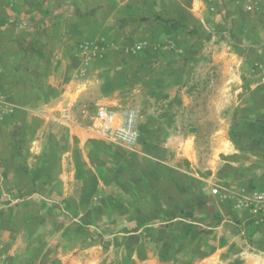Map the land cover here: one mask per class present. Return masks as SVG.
Returning <instances> with one entry per match:
<instances>
[{
	"label": "crops",
	"instance_id": "1",
	"mask_svg": "<svg viewBox=\"0 0 264 264\" xmlns=\"http://www.w3.org/2000/svg\"><path fill=\"white\" fill-rule=\"evenodd\" d=\"M246 2L241 17V3L227 0H0L6 19L0 23V161L8 188L36 200L68 193L80 205L92 204L88 197L121 200L132 192L173 217L204 210L225 190L239 196L252 181L264 184V177L255 178L263 165L253 159L254 145L243 151L237 144L252 142L238 131L248 130L264 83L238 89L248 115L226 139L228 147L212 134L206 152L176 114L191 92L192 37L199 60H209L207 44L220 43L224 29L237 34L242 27V44L264 61V0ZM81 44L98 45L102 54L85 53ZM100 105L137 112L136 145L98 133Z\"/></svg>",
	"mask_w": 264,
	"mask_h": 264
},
{
	"label": "rangeland",
	"instance_id": "2",
	"mask_svg": "<svg viewBox=\"0 0 264 264\" xmlns=\"http://www.w3.org/2000/svg\"><path fill=\"white\" fill-rule=\"evenodd\" d=\"M230 2L241 3L244 10L240 8L239 15L245 11L246 0H227ZM5 21L0 18V23ZM194 32L192 29L193 36ZM236 32L224 29L220 43L207 44L209 60H199L198 39L192 37L191 92L176 114L180 125L196 131L206 152L212 134L219 135L220 144L228 147L231 143L226 139L243 126L248 111L241 108L238 89L264 83V61L242 44L246 43L241 39L247 36L246 29ZM254 96L260 101L253 104L257 108L247 119L249 128L238 131L252 142L237 144L243 151L254 145L253 159L263 165L260 171L255 168V178L262 179L264 95ZM3 171L0 161V264H264V221L226 190L220 192L222 199L207 202L204 210L187 208L167 217L162 213L168 208L142 204L132 192L121 200L85 198L90 205L69 201L68 193L40 200L29 198L32 192L23 189L15 195L7 186L6 175L2 177ZM251 185V189L261 186L253 181ZM242 220H248L246 226L252 233ZM231 232L236 236L229 239Z\"/></svg>",
	"mask_w": 264,
	"mask_h": 264
},
{
	"label": "built area",
	"instance_id": "3",
	"mask_svg": "<svg viewBox=\"0 0 264 264\" xmlns=\"http://www.w3.org/2000/svg\"><path fill=\"white\" fill-rule=\"evenodd\" d=\"M248 8L252 9L253 5H248ZM81 48L85 53L89 50L92 51L95 56L102 54L98 45L81 44ZM3 105L0 95V113L3 110ZM95 118L98 133L116 143L134 146L140 139L138 114L132 108L117 110L100 105ZM218 191V188L213 190L214 193H218ZM237 197L239 205L249 208L254 215L260 218L261 222L264 221V184L256 189L244 191Z\"/></svg>",
	"mask_w": 264,
	"mask_h": 264
}]
</instances>
